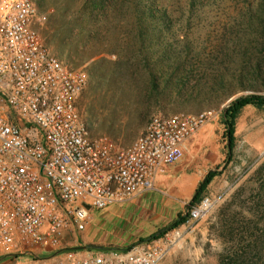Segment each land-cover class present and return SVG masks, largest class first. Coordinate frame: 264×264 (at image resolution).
<instances>
[{
	"label": "built area",
	"instance_id": "obj_1",
	"mask_svg": "<svg viewBox=\"0 0 264 264\" xmlns=\"http://www.w3.org/2000/svg\"><path fill=\"white\" fill-rule=\"evenodd\" d=\"M44 19L34 0H0V250L34 264H162L179 230L128 250L63 245L77 242L92 210L152 190L216 114L153 116L123 148L91 136L76 107L87 75L48 50ZM208 208L203 198L188 220Z\"/></svg>",
	"mask_w": 264,
	"mask_h": 264
},
{
	"label": "rangeland",
	"instance_id": "obj_2",
	"mask_svg": "<svg viewBox=\"0 0 264 264\" xmlns=\"http://www.w3.org/2000/svg\"><path fill=\"white\" fill-rule=\"evenodd\" d=\"M203 3L200 18L187 20L184 16L176 15L175 34L176 40L181 42L185 35L192 50L204 58L219 46L226 18L234 7L240 8L242 2L206 0ZM40 14L45 19L38 26V32L48 50L65 66L81 69L87 75L86 86L76 99V107L89 134L107 137L115 148L132 144L149 120L156 115L162 116L163 112L153 113L143 126L137 128L136 115L142 110L135 104L141 95L139 89L135 86L123 91L117 85L99 83L89 76L91 61L81 63L80 56L73 51L71 39L62 36L64 21L57 19L60 20L58 25H51V9ZM75 31H72L73 35ZM109 59H113V56H109ZM215 69L213 66L212 70L207 71L208 74H215ZM90 72L93 73V70ZM210 80L207 83L202 81L200 91L194 89L196 101L177 100L173 105L174 111L165 114L195 115L211 110L216 115L191 137L183 157L161 169L158 176L164 174L165 169L186 162L195 163L206 171L202 180L210 171H217L219 175L204 193V199L209 200L206 214L175 228L179 230V237L162 264H217L221 255L235 250L236 244L246 243L264 229V110L247 106L241 111L236 121L232 158L225 163L228 142L220 120L221 112L236 97L253 92L237 90L230 96L232 85L226 81L223 88L211 87ZM257 86L261 89L260 85ZM123 92L126 97L122 95ZM258 94L264 95V90ZM191 198L179 203L163 189L154 186V189L128 202L113 204L103 210H92L85 230L77 235V242L63 247L94 251L128 250L170 225L179 215H185ZM0 258V264H34L30 256L10 257L3 249L0 250Z\"/></svg>",
	"mask_w": 264,
	"mask_h": 264
},
{
	"label": "trees",
	"instance_id": "obj_3",
	"mask_svg": "<svg viewBox=\"0 0 264 264\" xmlns=\"http://www.w3.org/2000/svg\"><path fill=\"white\" fill-rule=\"evenodd\" d=\"M204 1L34 0V4L39 13L52 10L51 25L64 21L62 36L71 39L81 63L91 61L89 76L99 83L117 85L123 91L135 86L139 89L141 95L135 104L142 110L136 115L137 128L155 112L169 116L165 114L174 111L177 100L196 101L193 92L201 90L203 80L207 83L211 78V87L221 88L227 81L232 85L230 96L237 90L253 92L236 97L221 112L228 142L225 163H228L241 111L247 106L264 110V95L258 94L264 90V0H241L242 6L234 7L226 18L219 46L203 58L192 50L185 35L184 41L176 40L175 18L176 15L187 20L200 18ZM213 66L215 74H208ZM122 95L126 97L124 92ZM217 175V171H210L199 183L185 215H179L170 225L138 244L159 239L187 222L189 211L200 204ZM217 262L264 264V229L246 243L236 244L235 250L221 255Z\"/></svg>",
	"mask_w": 264,
	"mask_h": 264
},
{
	"label": "crops",
	"instance_id": "obj_4",
	"mask_svg": "<svg viewBox=\"0 0 264 264\" xmlns=\"http://www.w3.org/2000/svg\"><path fill=\"white\" fill-rule=\"evenodd\" d=\"M189 141L187 146L189 145ZM165 170L164 174L157 175L155 178L153 189L154 186L163 189L170 198L179 203H184L191 198L198 184L206 174V171L199 168L195 163L189 162L180 163Z\"/></svg>",
	"mask_w": 264,
	"mask_h": 264
}]
</instances>
